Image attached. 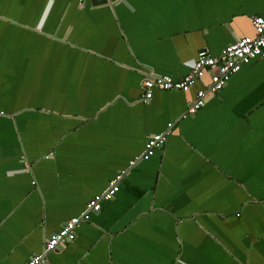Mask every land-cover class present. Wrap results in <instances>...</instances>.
Masks as SVG:
<instances>
[{
	"label": "crops",
	"instance_id": "crops-1",
	"mask_svg": "<svg viewBox=\"0 0 264 264\" xmlns=\"http://www.w3.org/2000/svg\"><path fill=\"white\" fill-rule=\"evenodd\" d=\"M258 15L264 0H0V264L41 254L122 171L45 264H264V57L195 114L210 73L142 100L148 74L182 78Z\"/></svg>",
	"mask_w": 264,
	"mask_h": 264
},
{
	"label": "built area",
	"instance_id": "built-area-1",
	"mask_svg": "<svg viewBox=\"0 0 264 264\" xmlns=\"http://www.w3.org/2000/svg\"><path fill=\"white\" fill-rule=\"evenodd\" d=\"M84 1L79 0L80 3H84ZM252 24L255 35L238 39L235 43L225 47L217 57L210 55L200 56L189 63L190 71L182 78H173L152 72L148 74L142 82V100L147 102L152 99L155 91H180L187 93L198 79L210 73V84L206 89L199 90L196 93L183 117L188 114H195L205 106L208 97L216 95L223 89L231 76L238 72L242 65L248 64L256 58L264 57V15L253 17ZM169 126L171 127L172 124H169ZM166 141L167 133L151 135L145 144L141 157L133 161L132 166L137 161L149 160L154 155L156 149L162 147ZM124 176L125 172L122 171L112 178L106 189L91 198L85 210L79 216L66 221L58 232L51 235L44 244L43 252L33 255L26 264H45V255L47 253L72 242L76 238V229L80 224L90 221L92 214L102 210V203L112 200L119 192L120 182Z\"/></svg>",
	"mask_w": 264,
	"mask_h": 264
}]
</instances>
